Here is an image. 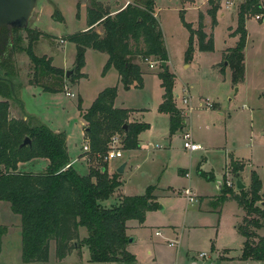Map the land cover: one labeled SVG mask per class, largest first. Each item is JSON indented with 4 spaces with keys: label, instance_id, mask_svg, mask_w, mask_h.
<instances>
[{
    "label": "rangeland",
    "instance_id": "1",
    "mask_svg": "<svg viewBox=\"0 0 264 264\" xmlns=\"http://www.w3.org/2000/svg\"><path fill=\"white\" fill-rule=\"evenodd\" d=\"M128 1L127 4H132L145 0ZM153 1L154 17L164 34L169 56L166 67L175 77L174 103L181 116L187 117L183 129L174 135H169L168 116L158 113L163 95L158 73L163 69L153 58L132 59L142 70V87H132L129 90L117 84L115 69L109 68L106 73L103 72L107 55L91 49L86 50L85 64L80 70L81 74L86 75V79L78 84L70 83L66 78L56 80V75L42 78L35 74L26 55L29 45L36 57L50 59L51 66L63 73L73 71L75 74L76 46L65 41V38L71 33L85 30V4L91 6L93 2H97L103 9H110L98 0H36V7L25 28L2 26L0 79L5 80L2 82L12 86L13 90L12 95L9 94L6 98L9 117L24 120L31 125L45 124L52 131L64 132L68 157L73 161L80 155L78 162L85 164L86 170L96 167L98 163L94 160L90 162L86 155L83 156L87 124L82 120L79 110H88L100 92L117 85L114 107L132 109L136 112L132 115V123L145 121L150 124V129L140 135L143 149L123 151L120 147L121 158L109 161L103 159L111 167L126 162L127 165L120 175V191L113 192L101 205L104 208L114 207L118 204L119 194L144 196L146 189L152 187L153 196L159 197V207L155 210L158 217L148 216L145 224L157 227L173 225L178 231L182 228L180 251L176 255V248H169L164 243L168 247L164 248L166 255L172 260L176 255L178 264H201L203 258L197 256L200 250L207 247L206 252H209L213 247H225L238 252L243 243V239L234 229L241 222L243 210L233 201L224 202L223 207H220L222 193L219 194L218 186L224 188L227 187V182H231L227 188L238 191L235 181L239 179L248 187L244 190L248 192L254 171L262 186L261 194H264V1L259 2L260 14L247 15L245 19V73L244 80L237 85L231 81L232 70L223 59V54L238 41V36H235L237 13L245 0H214L219 5L216 13L217 25L214 28L210 17L206 15L208 0ZM180 11L185 22L194 31L197 30L198 14L201 13L204 16V32L207 35L213 33V51L209 53L200 52L197 49V37L194 38V52L189 63L184 62L189 33L181 23ZM97 31L102 34V27L99 26ZM149 64L154 67L149 68ZM39 85L61 87L63 90L51 94L44 92ZM184 90L187 92L188 104L182 101ZM66 92L74 96L68 97ZM184 132H189L194 143L200 144L199 150L190 153L183 148ZM238 160L243 164V171L235 176L228 170L230 164ZM44 163L48 164L46 160L40 159L23 164L19 170L40 173L44 170ZM73 167L81 174L86 172L80 163ZM180 170L187 171L188 178L181 175ZM182 187L190 188L194 197L215 195L214 201H206L202 207L208 212L199 211L196 198L195 203L189 204L184 197V189L178 194ZM258 205L264 216V207ZM160 207L163 209L160 210ZM220 209L221 213L218 214ZM252 217L260 220L256 215ZM129 225L138 224L130 221ZM193 226L199 228L191 232ZM0 227L6 229L2 236L0 264H23L20 217L10 210L8 202L0 201ZM133 231H138L142 238L157 240L153 235L154 228L138 227ZM255 232L264 236V227ZM80 236H87L85 228H80L79 240ZM190 243L193 245L191 260L186 262L183 254L188 251ZM49 244V262L43 264H107L93 263L86 247H77L69 256L58 260L55 257L54 242ZM140 251L145 255L147 247L141 246ZM207 262L209 264V260Z\"/></svg>",
    "mask_w": 264,
    "mask_h": 264
},
{
    "label": "trees",
    "instance_id": "2",
    "mask_svg": "<svg viewBox=\"0 0 264 264\" xmlns=\"http://www.w3.org/2000/svg\"><path fill=\"white\" fill-rule=\"evenodd\" d=\"M260 1L264 0H245L239 7L235 31L238 41L223 54V59L231 67V81L234 85L244 80L245 19L247 15L261 13ZM208 4L206 15L210 17L214 28L217 25L219 5L214 0H208ZM154 8L153 0H145L127 4L121 11L110 15L107 9L93 2L86 11L87 30L71 33L65 38V41L76 46L75 74L69 78V82L76 83L77 80L86 78L80 70L85 64L86 50L91 49L107 54L108 59L102 70L106 73L109 68L115 69L119 77L117 84L123 89L141 88L142 70L132 59L153 58L160 64L169 60L164 34L154 17ZM179 16L189 33L184 62L192 60L195 37L200 52L213 51V33L207 35L204 32V16L198 14L195 31L185 22L181 11ZM96 26L102 27V34L95 30ZM26 55L37 77L56 75V80L60 81L65 78L63 71L51 66L50 59L36 57L31 45L28 46ZM158 77L163 88L158 113L168 115L169 135H174L184 127L185 121L174 103L175 77L168 69L159 72ZM2 81L5 80L0 79V201L8 202L10 210L20 217L21 262H49V243L54 242L55 257L58 260L69 256L77 247H86L93 263L134 264L135 257L127 252L129 242L126 223L135 220L142 225L146 213L155 211L159 206L152 194V187H148L144 196H121L116 206L104 208L101 202L109 199L121 186V182L117 174L110 176L107 173V165L103 159L109 150L111 137L115 135L121 139L123 151L139 150L138 137L150 128L149 124L132 123L128 118L134 113L133 110L114 107L117 85L100 92L88 110H79L82 120L87 124L84 137L90 147L89 153L83 156L86 155L90 162L94 160L98 163L96 167H89L86 174H81L73 166L65 169L70 164V158L64 132L55 133L45 124L31 125L24 120L9 117L6 98L9 94L12 95L13 90L12 86ZM39 86L44 92L51 94L63 90L61 87ZM79 104L78 107H81ZM25 137L29 138L31 145L20 147ZM40 159L48 161L40 173L22 172L18 169L20 164ZM242 169L241 162H232L229 173L238 176ZM249 187L248 192L222 188L220 204L233 200L245 213L242 223L237 227L238 234L244 238L240 260L264 264V236L255 232L264 227V216L258 205L264 201V194H261L262 186L254 171ZM80 228L86 229L87 236L79 240ZM5 233L6 229L0 227V254L2 236Z\"/></svg>",
    "mask_w": 264,
    "mask_h": 264
},
{
    "label": "crops",
    "instance_id": "3",
    "mask_svg": "<svg viewBox=\"0 0 264 264\" xmlns=\"http://www.w3.org/2000/svg\"><path fill=\"white\" fill-rule=\"evenodd\" d=\"M98 2H100L101 4H103L106 7H110V9H108V12L110 13V15H114L115 13L121 11L122 8H124L126 6L127 2H129V1L128 0H123V2L121 3V2H119L117 0H98ZM111 4H113L114 6H110ZM88 7H89L88 4L87 5L85 4V9L86 10H85V17H84V19L86 18V11H87V8ZM98 28H99V26H96L95 27V30L97 31ZM86 30H87V25H86V28H85L84 31H86ZM105 55H107V54H105ZM107 59H108V56L106 58V61H107ZM106 61H105V64H106ZM84 79H86V78L79 79V81H77L76 83L78 84L80 81H82ZM118 79H119V77H118V73H117V83H118ZM75 84H73V85H75ZM129 110H132V109H129ZM135 113L136 112L134 111V113H131L129 115L128 121L133 122V121H131V118H132V115L135 114ZM162 114H164V113H162ZM164 115H166V114H164ZM166 116H168V115H166ZM185 119H187V117L184 118V120ZM143 122H145V121H143ZM186 122L187 121L185 120L184 121V126H185ZM145 123H147V122H145ZM85 125H86V123H85ZM149 126H150V124H149ZM54 132L56 133V132H60V131H54ZM140 135L138 137L139 140H140V149L139 150L143 149V147H144V144L142 145V141H141ZM191 137H192V135H191ZM192 139H193V137H192ZM193 142H194V140H193ZM66 144H67V140H66ZM197 144H199V143H197ZM133 151H137V150H133ZM190 153H194V152H190ZM78 157H79L78 159L75 158V160H73V161L70 159V163L72 164V166H75L76 163H80L82 165V167H84V166L86 167L85 164H82L81 162H78L79 159L81 158L80 155ZM44 160H46V159H44ZM34 161H38V160H33V161H30V162H27V163H31V162H34ZM239 162H241V161H239ZM45 163H44V168L43 169H45V167L47 166V164H45ZM23 164H26V163H23ZM23 164H20L19 167H18V169H20V167ZM122 165H125L124 166V169H125L126 168V165H127V162L126 163H123V164H117L115 167L109 166V163H108V165H107V173L110 176L116 174L118 168L120 166H122ZM85 167H84V169H85ZM85 171H86L85 172V174H86L88 170L85 169ZM180 171H181L180 172L181 175H183L186 178H188L189 173L187 171H183V170H180ZM117 174L119 175V180H120L121 179V177H120L121 174L120 173H117ZM122 174H123V172H122ZM241 183H242V181H241ZM242 185H243V183H242ZM244 187H245L244 190H246L248 188L246 185H244ZM119 188H117L116 190L117 191H120ZM185 188H187V187H182V189H179V191L177 193L178 194H181L182 190L185 189ZM218 188H219V194H220L221 193V190H222L221 185L218 186ZM118 196L121 197V196H124V195L119 194ZM127 196H130V195H127ZM154 197L156 198V202L158 204L159 197L158 196H155V195H154ZM215 197H216L215 195H213V196L196 195L195 198H196V200L198 202V205H199V211L208 212V211L202 209V207L204 206V204L206 203V201H209V200L211 201V199L214 201ZM231 201H233V200H227L225 202H231ZM233 202H235V201H233ZM223 204L224 203L220 204V207H223ZM162 209H163V207H162ZM162 209H160V210H162ZM217 213L220 214L221 213V209ZM157 215H158V213L156 211H148L146 213V215H145V220H144V223L142 225L141 224H138V222L135 221V220H130V221H135L138 224L136 226L129 225V222L130 221H128L126 223V225L128 227V230L126 232L127 237L128 238L131 237L133 239L132 240V243H129L128 246H127V252L128 253H131L135 257L136 262L134 264H178L177 263V258L175 256L178 254V251H180L181 240H179V238H180V234H182L183 229L180 228V230L178 231V228L176 226H173V225H163L161 227H157V226H152V225H146L145 224L146 223V219H147L148 216H150V217H158ZM244 216H245V213L243 211V215L241 217V220H242V218ZM241 223H242V221L238 224V226ZM238 226H234L235 232L237 234H238V232H237V227ZM138 227L151 228V229L154 228L153 235H154V237L157 238V240L156 239H152L150 237L142 238L140 236V233L138 231L137 232L133 231V230H135ZM197 228H199V227H196V226L191 227V232H195ZM156 232H159V236H156L155 235ZM79 235H80V229H79ZM83 238H85V237H81V239H83ZM242 239H243V243H244V238H242ZM173 242H176V244L174 246H170L169 243H173ZM164 243L167 244V246L169 248L170 247L171 248H176V253H175L176 255H174L173 260L170 258V256L166 255V251H165L164 248H168V247H166ZM243 243H242V246L239 248V251L238 252L237 251L234 252L235 249H229V248H225V247H223V248L222 247L221 248H216V247L214 248L213 247L212 249L209 248L210 251L209 252H206V248H207L206 247V248H204L205 250H200L198 252V255L197 256L200 257L199 256L200 254H202V253L205 254V256L200 257V258H203L201 264H208L207 260H209V264H246V263H248V264H260L258 262L252 261V260H250V261H240L239 260V258L241 257L240 255H241ZM141 246H146L147 247V251H146L145 255H142V252L140 251ZM205 246H207V245H205ZM192 247H193V245L190 243V245L188 247V251H186V252L183 251L184 252L183 257L186 258V262L189 261V260H191L190 259L191 258L190 257L191 256L190 255V252L192 250ZM229 260H231V261H229ZM191 264H196V262H192Z\"/></svg>",
    "mask_w": 264,
    "mask_h": 264
},
{
    "label": "water",
    "instance_id": "4",
    "mask_svg": "<svg viewBox=\"0 0 264 264\" xmlns=\"http://www.w3.org/2000/svg\"><path fill=\"white\" fill-rule=\"evenodd\" d=\"M36 0H0V28L2 26H15L25 28L29 23V18L31 17L35 7ZM161 67L165 70L166 63L162 62ZM73 74V71H67L65 73V78L68 80ZM22 146L31 145L29 138L25 137L22 140ZM125 165L118 168L117 173L122 174ZM220 186V185H219ZM235 187L237 190H244L245 187L242 185L239 179L235 181ZM264 207V202L260 203ZM162 209V207H160ZM132 238H128V242L132 243Z\"/></svg>",
    "mask_w": 264,
    "mask_h": 264
},
{
    "label": "built area",
    "instance_id": "5",
    "mask_svg": "<svg viewBox=\"0 0 264 264\" xmlns=\"http://www.w3.org/2000/svg\"><path fill=\"white\" fill-rule=\"evenodd\" d=\"M256 19L260 20V17H257ZM153 67H154L153 64H149V68H153ZM186 93L187 92L184 90L183 96H182V101L184 102V104H188V102L186 101V98H187ZM66 96L72 98L74 96V94L66 92ZM190 110H191V108H190ZM182 137H183V148L185 150H187L189 152H195L201 148L199 144L193 142V139H192L191 134L189 132H184ZM120 147H122V141L119 138V136L115 135V136L111 137V141L109 144V150L107 151V153L105 155L106 156L105 159L107 161H109L112 159L121 158L122 156H121V150L119 149ZM82 150H83L84 154L89 153L90 147H89L88 140L85 141ZM71 166H72V164L70 163L67 166H65V169H67ZM231 184H232L231 182H227L226 186L230 187ZM183 193H184V197L187 199L189 204L195 203V197H194V194L190 188L184 189ZM155 235L159 236V232H156ZM169 244H170V246H174L176 244V242L169 243ZM199 256L203 257V256H205V254L202 253Z\"/></svg>",
    "mask_w": 264,
    "mask_h": 264
}]
</instances>
